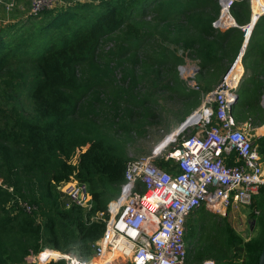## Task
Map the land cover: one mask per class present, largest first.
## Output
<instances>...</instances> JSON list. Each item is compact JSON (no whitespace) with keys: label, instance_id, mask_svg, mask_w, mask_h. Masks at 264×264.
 Wrapping results in <instances>:
<instances>
[{"label":"trees","instance_id":"1","mask_svg":"<svg viewBox=\"0 0 264 264\" xmlns=\"http://www.w3.org/2000/svg\"><path fill=\"white\" fill-rule=\"evenodd\" d=\"M220 1L101 0L97 6L90 3L76 5L75 11L60 9L55 12L52 8L38 16H29L24 22L0 27V259L5 257L0 264L18 263L29 251L39 253L38 261L57 260L59 253L87 260L105 228L103 221L92 218L105 212L108 202L115 201L120 194L128 162L123 146L87 122L77 127L69 121L74 95L83 90L75 77L76 68L90 60L104 38L119 30L123 41L131 39L133 46H141L147 35L135 26V18L138 13L151 8L155 19L173 23L162 38L170 39L176 45V51H182L184 56L171 53L168 59L161 48L157 65L150 64L149 67L154 71L167 68L169 64L176 67L184 63L186 57L198 67L197 74L207 73L209 82L217 81L228 72L240 53L244 37L239 26L250 21L249 0H233L229 13L235 25L224 29L215 27L221 14ZM253 3V16L256 17L264 7V0ZM85 8H89V12L81 14ZM178 15H181L180 19ZM29 24L32 29L28 32ZM261 37H264V15L256 21L241 55L242 65L251 72V84L247 94L241 93L238 87V111L232 108L236 120L241 119V106L245 113H257L247 105L253 100L252 94L254 101H259L260 89L264 86L247 61L256 56ZM120 48L124 52L129 50L123 45ZM33 49H36L33 59H28L34 66L28 76L15 64H22ZM236 72L237 69L233 70L231 75ZM29 78L33 86L28 92L32 117L25 115L18 102ZM196 86L198 90H189L195 103L199 101L200 93L202 96L208 93ZM257 110L262 120L264 110L260 107ZM254 145L264 164V135ZM84 147L85 151L77 155L73 164L77 150ZM156 164L167 173H177L172 159H159ZM72 180L87 185L92 198L91 209L74 203L66 207L61 202V193L56 186ZM257 194L261 196L257 206L262 211L259 214L261 236L244 242L229 232L227 224L224 229H214L204 221L212 213L200 208L187 220L192 235L187 236L186 232L185 236L188 264L192 261L200 263L208 257L214 258L215 264H258L264 243V188H259ZM13 199L12 207L6 209L5 204ZM20 200L32 208L30 213L19 204ZM198 222L202 224L198 225ZM198 231V235L203 232L204 240L198 241L202 236L192 240ZM9 235L26 245L18 259L12 257L14 252L5 248L4 237ZM231 247L234 251L230 253Z\"/></svg>","mask_w":264,"mask_h":264},{"label":"built area","instance_id":"2","mask_svg":"<svg viewBox=\"0 0 264 264\" xmlns=\"http://www.w3.org/2000/svg\"><path fill=\"white\" fill-rule=\"evenodd\" d=\"M24 1L31 17L64 2ZM253 1L256 0H249V23L239 26L243 43H248L256 21L264 15L262 7L260 13L253 16ZM232 2L220 1L221 14L215 27L224 29L235 25L229 13ZM15 5L16 0L5 2V11L11 12ZM242 56L240 52L214 89L202 96L201 108L186 119L187 126L179 133L183 134L179 145L161 155L160 159L165 161L174 160L177 173H167L148 157L128 160L118 198L108 202L105 212L92 218L103 221L105 228L87 260L61 253L57 260L38 261L39 253L30 255L27 260L40 264H51V261L63 264H188L185 236L187 220L194 212L205 208L219 218H226L230 209L250 206L253 195L264 188V164L254 145V127L250 122L238 123L232 115L243 71L241 69L239 75L231 74L238 64L241 66ZM178 70L181 74L186 71L182 67ZM193 71L189 76L194 75ZM189 83L190 88L198 90L193 81ZM188 130H192L190 134ZM175 141L176 138L172 140ZM82 150H77L73 164ZM59 185L60 192L69 187L70 199L66 207L74 203L87 210L92 208L87 185L74 180ZM20 205L31 212L30 206ZM198 264L215 263L205 259Z\"/></svg>","mask_w":264,"mask_h":264},{"label":"rangeland","instance_id":"3","mask_svg":"<svg viewBox=\"0 0 264 264\" xmlns=\"http://www.w3.org/2000/svg\"><path fill=\"white\" fill-rule=\"evenodd\" d=\"M99 1L101 0H87L82 3L76 0H68L65 3L56 5L52 10L55 12L60 9L75 11L73 8L76 5L90 3L92 6H97ZM82 10L81 14L89 12V8ZM151 12V8L146 9L138 13L135 18V26L147 35L146 41L141 46H133L131 39L127 42L123 41V36L119 30L104 38L94 54L91 55L90 60L76 68L75 77L83 87V90L80 91V94L74 95V108L70 113L69 121L73 122L77 127L82 122H87L89 125L94 126L99 133L118 140L123 146L128 160L148 157L156 164L162 154L172 147H177L179 141H181L183 134L175 135L181 126L173 131L170 126L180 114H183V109L188 107L185 102L187 103L192 96V92H189L191 87L189 82H198L199 79L193 78L198 72L189 76L192 70H198V68L189 65L188 62L190 63V61L186 57L183 58L184 63L176 67L169 64V67L163 68L160 71H154L149 67L150 64H153L155 67L156 59H159L160 56L158 52L161 48H163V52L168 59L171 53L176 56H184L182 51H176V45L171 43L170 39L164 40L162 38V36H165L166 31H170L169 25L173 23H161L162 21L155 19ZM179 17L181 18V15H178L177 18ZM161 25L166 27V30ZM31 27L29 24L27 27L28 32L32 29ZM25 30L22 31L25 32ZM10 33H12V30ZM26 34L21 35L25 37L27 36ZM189 37L187 35V38ZM120 44L129 48V50L126 52L122 51L121 48L119 49L121 47ZM34 50L36 49H33L28 56L24 57L22 64H15L16 68L21 67V70L28 74V76L32 73L34 66L33 61L28 59V57L33 59L32 54ZM248 59L247 65L249 66L251 62L250 58ZM170 60L174 61L173 59ZM180 67L186 70L183 74L178 70ZM249 76L250 73H245L242 77V89L241 86L239 87L241 93L247 94V90L251 84ZM30 80L31 78L25 83L24 88L18 96V102L22 106L25 115L32 117L33 111L28 98V92L33 88L32 81ZM238 95H240V92H238ZM187 96L188 98L186 99ZM235 117L234 119L236 120ZM191 131L188 130L187 134H190ZM174 138H176V141L172 142ZM82 149V151H85L86 147ZM154 151L155 153L162 151V153L157 155ZM58 187L56 186V190L60 192ZM68 188L66 187L60 192L61 202L65 206L69 203L70 199L67 191ZM8 191L11 190L8 189ZM15 199L19 200L17 197ZM13 203L14 199L8 200L5 208L10 209ZM22 203L21 201L20 204ZM242 208L247 209V214L250 213L248 207ZM212 216L204 219V221L214 226V229L217 230L224 229L227 224L229 232H232L233 235L235 234L237 238L240 237L244 242L261 236H259L260 229H258L259 221L257 216L254 223L258 228L248 225L247 229L242 230L236 225L237 220L230 219L229 221L228 215L226 218H217L213 214ZM219 220H221L220 225L218 224ZM197 224L201 225L202 222H198ZM187 228V236H192L191 228ZM199 231L195 233V237L192 240H197L198 236H202L198 241L204 240L203 232L198 235ZM207 235L210 237L209 234ZM4 241L6 244L5 248L15 253L11 254L12 257L16 256V259L20 258L22 249L26 245L22 244L13 235L4 237ZM188 242L189 240L187 244L188 248H190V243ZM206 242L208 241L206 240ZM230 250V253L234 251V247H231ZM30 255L36 254L29 251L22 260L28 259ZM1 259H5V257L2 256ZM205 259L214 261L212 257ZM51 264H61V262L58 261L56 263L51 261ZM114 264H122V262H114ZM190 264L198 263L192 261Z\"/></svg>","mask_w":264,"mask_h":264},{"label":"crops","instance_id":"4","mask_svg":"<svg viewBox=\"0 0 264 264\" xmlns=\"http://www.w3.org/2000/svg\"><path fill=\"white\" fill-rule=\"evenodd\" d=\"M7 1H9V0H3L2 3L0 4V27L6 26L9 24L21 23V22L26 21L27 18H29L27 2H25L24 0H16V5L12 9V11L6 12L5 7H4V3ZM66 1H68V0H64L63 3H65ZM76 1L77 2H83V1H87V0H76ZM250 18H251V13H250L249 19ZM248 21L249 20H247V22ZM257 43H258L257 44V50H256L257 53H255L256 54L255 57L252 56L250 58V60H251L250 61L251 62L250 67H251L253 74L255 76H257L258 80H260L262 82V86H264V37L259 38ZM242 50L244 53L245 49L243 48ZM243 53L241 52V54H243ZM190 63H192V64H190ZM190 63L188 62L189 65L196 67L195 63H193L191 61H190ZM235 69H237L236 75H239L241 73V69L243 71V74L241 76L240 83H239V87H240L241 82L243 80V78H242L243 75L245 73H251V72H250V70L246 71L242 64H241V66L238 64ZM197 72H198V70H197ZM207 75L208 74L204 73V72L201 74H197L193 78H198L199 81L198 82L193 81V82L195 84H197L202 90L204 89V90H207V92H209L208 90L214 89V87L216 86V84L218 83L220 78L217 81L209 82V78ZM242 86H241V89H242ZM262 90H263L262 94L260 96H258L259 101L258 102L254 101L255 96H253V94H252L253 100L250 102V104L247 105V106L252 107V110L257 112V113L253 114V115L250 112L245 113L244 111H242L244 108L241 106L240 110H239L240 111L239 113L241 115L240 116L241 119L237 120L238 123L250 122L252 124V126L254 127L253 133L255 135V141L264 135V118L262 117V120L260 119V113L257 110L258 107H260L264 110V88L260 89V92ZM237 94H238V92H237ZM201 96H202V93H200V96L198 98L199 101L197 103H195V101L192 98H190V100H188L187 103L185 102V104L188 105V107H185L183 109V112H182L183 114H180V116H178L177 119H175L172 122V125L170 126L172 131L179 128V126H181L185 122V120L193 112L198 111L201 108V104H202L201 103V100H202ZM237 102H238V100H237ZM237 102L235 103L233 108L238 111ZM169 133H171V132H169ZM253 196H254V200L252 197V204L250 206H237V208L230 209V211L228 213L229 221H230V219L231 220H237L238 222H236V225L238 227H240L241 230L247 229L248 225L253 227V228H255V227L258 228L256 226V224L254 223L255 219L257 217H258V221H260V223L262 224V222H261L262 219H260L261 215H259L260 212H262V211L259 208H257L258 203L261 200V196H260V194H257V193L254 194ZM242 207H248L250 209V213L247 214L246 213L247 209H243ZM261 224H259V228H258L260 230L262 228ZM258 229H257V231H258ZM7 264H40V263L31 262L30 260L24 259L18 263H7ZM61 264H63V262H61Z\"/></svg>","mask_w":264,"mask_h":264},{"label":"water","instance_id":"5","mask_svg":"<svg viewBox=\"0 0 264 264\" xmlns=\"http://www.w3.org/2000/svg\"><path fill=\"white\" fill-rule=\"evenodd\" d=\"M246 45H247V41H245V42L243 43V45L241 46L240 52H241L242 48L245 49ZM242 53H243V50H242ZM241 55H242V54H241ZM196 72H197V70H194V71H193V73H196ZM237 100H238V96L236 97L235 101L233 102V106L235 105V103L237 102ZM186 126H187V123L184 122V123L181 125L180 129L176 132V135H178V134H179V133H180V132L186 127ZM258 264H264V243H263V245H262V248H261V251H260V254H259Z\"/></svg>","mask_w":264,"mask_h":264},{"label":"bare ground","instance_id":"6","mask_svg":"<svg viewBox=\"0 0 264 264\" xmlns=\"http://www.w3.org/2000/svg\"><path fill=\"white\" fill-rule=\"evenodd\" d=\"M257 1V0H256ZM254 2V1H253ZM261 11V10H260Z\"/></svg>","mask_w":264,"mask_h":264}]
</instances>
